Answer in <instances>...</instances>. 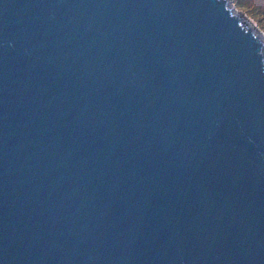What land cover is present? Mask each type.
Instances as JSON below:
<instances>
[{
    "label": "water",
    "instance_id": "95a60500",
    "mask_svg": "<svg viewBox=\"0 0 264 264\" xmlns=\"http://www.w3.org/2000/svg\"><path fill=\"white\" fill-rule=\"evenodd\" d=\"M0 264H264V38L229 0H0Z\"/></svg>",
    "mask_w": 264,
    "mask_h": 264
},
{
    "label": "rangeland",
    "instance_id": "374dc122",
    "mask_svg": "<svg viewBox=\"0 0 264 264\" xmlns=\"http://www.w3.org/2000/svg\"><path fill=\"white\" fill-rule=\"evenodd\" d=\"M233 12L245 23L252 25L255 33L264 38V0H229Z\"/></svg>",
    "mask_w": 264,
    "mask_h": 264
}]
</instances>
